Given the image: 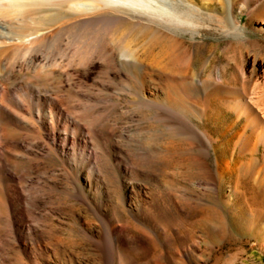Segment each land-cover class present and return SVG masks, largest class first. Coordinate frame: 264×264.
I'll use <instances>...</instances> for the list:
<instances>
[{"label":"bare ground","instance_id":"obj_1","mask_svg":"<svg viewBox=\"0 0 264 264\" xmlns=\"http://www.w3.org/2000/svg\"><path fill=\"white\" fill-rule=\"evenodd\" d=\"M35 1L0 0V68L7 71L17 67L34 68L36 72L48 75L59 70L72 78L71 69L88 67L95 59L114 69L117 57H122V61L133 69L145 64L167 80L165 91L150 89L149 97L145 96L144 90L135 92L136 114L144 122L139 128V148L145 154L138 165L124 169L123 180L129 178L142 183L140 180H148L155 171V163L185 162L190 174L210 188L224 183L236 185L237 180L232 182L231 177H225L226 171L232 168L264 192V65L260 66L245 97L218 101L219 97L204 95L207 104L199 107L197 112L188 101L193 93L203 94L214 88L228 94L233 88L195 78L191 71L195 57L185 43L182 29L187 25L199 26L205 21L227 30L238 27L237 0H39L41 5L50 6L47 12H43V7L37 6ZM258 22L264 24V17L258 18ZM77 95L80 96L79 92ZM218 102L240 125L234 140L238 154L242 157L249 155L236 167L220 157L219 136L199 124L209 108ZM77 109L80 111L76 112ZM108 115L109 110L107 114H97L91 103L70 106L63 98L46 97L31 83L23 88L0 84V120L14 128H3L1 133L4 143L0 141V221L11 220L12 215L27 216V205L37 203L36 198L23 193L25 186L18 181L21 178L26 181L27 178L22 172L11 171L7 154L10 158L25 160L28 168L36 166L48 174L52 182L50 188L55 192L59 188L57 174L53 172V165L60 154L58 141L62 139L63 146L72 144L68 155L75 157L78 152L85 157L92 138L90 127ZM61 129L64 135L59 132ZM40 143L46 147L44 153L30 149ZM93 153L92 149L88 154ZM131 162L134 163L133 160ZM89 164L90 161L87 165L93 170L98 169L96 163ZM73 171L77 173L78 169L73 168ZM90 174L88 171L87 186L92 183ZM112 183L115 221L107 222L102 197L94 199L86 194L80 195L83 199L81 209L96 216L106 229V237L98 231L91 232L87 238L91 251L99 259L94 264H122L115 257V250L121 242L116 236L121 231L117 229L119 223L123 230L145 222L152 228L162 227L164 231H170L168 237L161 241L160 257L152 259L149 264H186L196 254V240L179 228L181 219L178 213L183 209L180 204L183 195L162 191L152 196L150 201L136 199L134 207L127 209V197L120 194L116 180ZM131 190L139 196L143 191L137 184H131ZM64 193L66 202L74 195V190L67 186ZM215 205L218 210L220 201L216 200ZM125 215L129 219L122 223L120 217ZM27 229L29 234L36 231L35 227ZM140 230L157 248L152 236L144 229ZM52 235V229L36 235L44 242L41 245L37 240L43 249L41 253L49 260L63 254L62 258H57L58 264H81L73 257L74 254L64 253L66 245L61 246ZM78 243L73 241L71 246ZM108 251L113 254L109 261L106 259Z\"/></svg>","mask_w":264,"mask_h":264},{"label":"rangeland","instance_id":"obj_2","mask_svg":"<svg viewBox=\"0 0 264 264\" xmlns=\"http://www.w3.org/2000/svg\"><path fill=\"white\" fill-rule=\"evenodd\" d=\"M35 2L37 6L43 7V12L48 11V4L43 6L39 0ZM236 11L240 25L232 30L206 21L199 26L187 25L182 29L185 43L195 57L191 70L195 78L233 88L228 94L214 88L203 94L193 93L188 101L196 112L207 104L204 95L219 97L216 100L220 101L245 97L253 86L260 66L264 65V24L258 22V18L264 17V0H237ZM122 59L117 57L114 69H109L103 61L95 59L88 67L71 69L72 78L59 70L48 75L38 73L34 68L17 67L11 71L0 68V84L3 87L23 88L31 83L42 95L63 98L67 105L91 103L100 115L107 114L109 110L107 117H102L98 124L90 127L92 138L89 139L90 148L86 150L85 157H81L78 152L75 157L68 155L72 144L63 146L62 139L58 141L60 154L53 165V172L57 174L59 188L55 192L50 188L52 182L48 174L39 171L36 166L28 168L25 160L6 155L11 171L17 174L22 172L27 178L26 181L22 178L18 181L25 186L23 193L36 198L37 203L27 205V216L16 217L9 212L13 216L11 220L0 221V264H58L57 258H62L63 254L59 253V257L52 256L49 260L41 253L43 249L40 246L44 242L36 238L38 233L42 234L48 229L53 230L54 241H58L61 246L66 245L64 253L74 254L73 257L81 264L97 262L99 259L91 251L88 239L91 232L98 231L102 237H106V229L96 216L81 209L83 199L80 195L86 194L94 199L102 197L105 201V218L110 222L115 202L112 180L120 185V194L127 197V209L134 207L136 199L140 202L150 201L152 196L162 191L183 195L180 202L183 209L178 213L181 219L179 228L193 236L192 239L198 244L196 254L186 264H264V192L248 182L237 169L231 168L225 174L227 179L232 178V182L237 180L236 185L224 183L212 188L191 175L185 162L155 163V171L148 180H140L142 183L129 178L122 179L124 169L138 165L145 154L139 148V128L144 122L136 114L135 92L144 90L145 96L149 97L150 89L165 91L167 82L156 69L145 64L133 69ZM218 103L209 108L199 124L219 136L220 157L236 167L249 155L242 157L238 154L234 140L240 125L234 122L235 118L221 102ZM79 109L75 111L79 112ZM82 121L89 124L84 119ZM3 128L14 129L0 120L2 143ZM59 132L64 135V130ZM75 145L79 146L77 143ZM30 149L44 153L46 147L40 143L38 147ZM92 149L94 153L89 155ZM88 161L91 163L89 165L96 163L98 169L93 170L87 165ZM73 168L78 169L77 173ZM88 171L92 178L89 186L85 185ZM131 184L141 186L143 191L140 196L131 190ZM67 186L74 190V195L65 202L64 189ZM216 200L220 201L218 210ZM120 218L122 223L129 219L126 215ZM27 227H35L36 231L29 234ZM140 228L152 236L157 248L141 234ZM117 229L121 230L116 233L121 242L115 250V257L122 264H149L152 259L159 258L161 241L170 232L164 231L162 227L152 228L145 222H138L135 228L128 226L124 230L119 223ZM129 235L133 236L132 239ZM73 241H78V245L72 247ZM106 246L109 247L107 241ZM112 258L113 254L108 251L106 259L109 261ZM163 259L167 260L166 257Z\"/></svg>","mask_w":264,"mask_h":264}]
</instances>
